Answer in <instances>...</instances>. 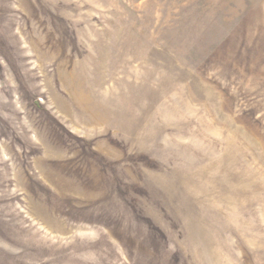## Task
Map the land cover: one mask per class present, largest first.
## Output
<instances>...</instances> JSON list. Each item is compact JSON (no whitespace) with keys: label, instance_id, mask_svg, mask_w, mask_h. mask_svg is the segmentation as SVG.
<instances>
[{"label":"rangeland","instance_id":"rangeland-1","mask_svg":"<svg viewBox=\"0 0 264 264\" xmlns=\"http://www.w3.org/2000/svg\"><path fill=\"white\" fill-rule=\"evenodd\" d=\"M0 264H264V0H0Z\"/></svg>","mask_w":264,"mask_h":264}]
</instances>
